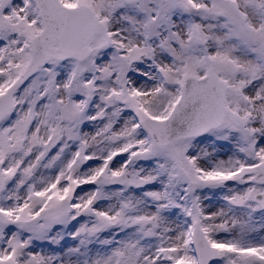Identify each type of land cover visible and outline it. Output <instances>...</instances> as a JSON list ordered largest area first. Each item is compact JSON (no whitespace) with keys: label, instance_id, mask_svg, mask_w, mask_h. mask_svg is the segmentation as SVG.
Segmentation results:
<instances>
[{"label":"snow or ice","instance_id":"snow-or-ice-1","mask_svg":"<svg viewBox=\"0 0 264 264\" xmlns=\"http://www.w3.org/2000/svg\"><path fill=\"white\" fill-rule=\"evenodd\" d=\"M0 264H264V0H0Z\"/></svg>","mask_w":264,"mask_h":264},{"label":"rangeland","instance_id":"rangeland-1","mask_svg":"<svg viewBox=\"0 0 264 264\" xmlns=\"http://www.w3.org/2000/svg\"><path fill=\"white\" fill-rule=\"evenodd\" d=\"M219 205H217V207H218Z\"/></svg>","mask_w":264,"mask_h":264}]
</instances>
